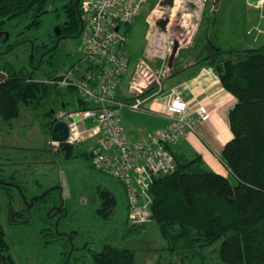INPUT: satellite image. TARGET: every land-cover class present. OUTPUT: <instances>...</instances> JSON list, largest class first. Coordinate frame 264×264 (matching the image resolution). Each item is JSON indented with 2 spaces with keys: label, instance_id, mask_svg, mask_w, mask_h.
Instances as JSON below:
<instances>
[{
  "label": "trees",
  "instance_id": "1",
  "mask_svg": "<svg viewBox=\"0 0 264 264\" xmlns=\"http://www.w3.org/2000/svg\"><path fill=\"white\" fill-rule=\"evenodd\" d=\"M56 2H60L61 7L54 11L65 15L58 29L60 34L56 33L50 44H37L40 39L33 40V55L27 67H17L10 62L0 65V130L2 121L13 125V120L21 116L22 107L34 116H41L42 108L54 96L75 92L72 87L61 89L46 80L57 81L62 77L63 59L55 47L57 40L62 36L75 37L81 32L79 11L81 15L82 11L81 4L80 10L77 8V0H0V34L4 24L17 18L26 19L25 30L39 31ZM207 11L202 13L190 62L184 64L181 61L185 59L184 52L179 51L171 75L186 71L194 64L199 68L190 77L200 69L208 68L237 99L229 112L232 138L220 154L229 175L206 168L200 154L187 157L174 151V145L170 146L177 169L154 179L151 221L129 227L125 187L119 180L94 168L89 146L84 148L83 143L61 142L57 156H63L64 162L82 159L94 177H109L113 185L105 187L99 183L95 189L99 201L97 216L111 220L116 213L121 214L123 222L120 227L128 236L149 227L157 229L166 242V250L170 251L167 264H264V42L245 50L217 49L213 46L215 17H208ZM130 30L131 26L125 28V37ZM154 90L153 87L144 95ZM53 124L54 121L44 124V130H48L50 136ZM88 141L92 143V139ZM4 181L19 185L26 195V187L16 181L14 175ZM56 189H47L31 209L20 195L22 206L20 211L17 210V216L11 219V210H15L17 202L16 188L0 185V264H20L12 254L1 220L5 218L14 226L30 223L32 212L53 214L50 210L62 203L55 195L61 189ZM61 214L67 215L66 212ZM49 221L55 226L51 219ZM48 232L49 229L41 232L47 243L57 241L61 236L53 230V234ZM64 240L61 262L69 264L71 240ZM89 256L92 264H140L134 248L111 241L105 242L101 251L89 249Z\"/></svg>",
  "mask_w": 264,
  "mask_h": 264
},
{
  "label": "rangeland",
  "instance_id": "2",
  "mask_svg": "<svg viewBox=\"0 0 264 264\" xmlns=\"http://www.w3.org/2000/svg\"><path fill=\"white\" fill-rule=\"evenodd\" d=\"M157 1H149L145 11L132 24L127 35L124 48L132 58L131 65L136 64L146 47L147 16L150 15L152 19L164 17L170 19L169 27L163 34L164 42L168 43L169 56L176 44L179 51L184 52V58L190 60L194 38L200 27L204 10H208V17L210 15L215 17L213 46L217 49L245 50L260 46L264 42V4L260 9L249 6L247 0H222L217 13L213 12L215 10L213 0L203 3L200 2L201 0H193L195 5L191 4L190 0H177L174 8L168 7L166 11L153 12ZM59 7L61 3L56 2L52 7L53 10L46 14L45 23L39 31L25 30L27 24L25 18H17L4 24L3 33L0 34V65L10 62L17 67H27L33 55L32 41L40 39L37 44L42 42L50 44L56 34L57 26L59 27L64 21L65 15L54 11ZM195 8L197 13L194 17L190 13H194ZM150 25L152 29H156L153 23ZM253 25H259L258 30L254 28L252 33L248 34V30ZM157 29H159L158 26ZM172 42H174L173 45ZM58 49L63 59L62 68L76 61L83 53L79 38L63 39ZM164 66L165 63L154 68L162 69ZM178 75H170L166 79L174 83V78ZM164 83L169 88L170 83ZM78 96L76 93L54 96L42 108V113L55 110L57 114L62 110L63 102L71 104L67 107L68 111L76 110L78 109L76 104ZM45 122L44 116H34L24 107H22L21 116L13 120V125L9 122H1L0 180L9 179L14 175L15 180L26 187L28 198L40 195L47 189L58 188L56 189L58 191L60 187L59 194L55 192V195L62 201L61 204L67 211L65 218L59 221L58 231L47 221L48 214L43 213L39 215L32 212L33 218L30 223L14 226L9 225L5 218L1 220L6 228V237L11 243L12 254L17 262L20 264H62L61 252L63 243H65L64 239L70 241V235L76 233L70 241L69 264H75L83 257L88 260V264H92L89 249L101 251L107 241L134 248L140 264H167L170 251L166 250V242L161 238L157 229L149 227L141 233L128 236L126 231H122L120 227L123 222L121 214L116 213L111 220L97 216L96 209L99 201L95 189L99 183L105 187L113 183L110 182L109 177H94L88 172L87 163L82 159L76 162H64L63 156L62 158L57 156L60 143L55 144L57 147L53 146L50 132L44 130ZM84 126L91 129L93 123L89 120ZM90 143V141L85 142L82 146L88 148ZM51 148H53L52 152ZM14 193L17 199L15 211H20L22 200L17 196V191ZM44 228H52L55 234L61 235L60 238L47 243L41 234Z\"/></svg>",
  "mask_w": 264,
  "mask_h": 264
},
{
  "label": "built area",
  "instance_id": "3",
  "mask_svg": "<svg viewBox=\"0 0 264 264\" xmlns=\"http://www.w3.org/2000/svg\"><path fill=\"white\" fill-rule=\"evenodd\" d=\"M149 1L81 0L84 24L79 40L84 57L69 71L62 73L59 80H46L61 89L72 87L87 104L83 109L62 111L57 115V120L69 126L70 134L66 142L79 145L96 138L88 148L92 154V165L97 171L124 185L129 227L151 221L154 179L177 169V162L169 147L177 144L189 131H196L197 126L211 116L205 104H192L175 89L163 90V81L171 75L168 63L162 69H156L146 61L139 62L130 86L135 101L128 104L115 98L122 75L130 64L123 33L143 14ZM162 1L158 0L153 12L166 11L170 7L162 6ZM190 2L195 5L193 0ZM195 9L191 13L194 17L197 13ZM147 17L157 30L156 22L159 19H152V15ZM156 86L158 89L153 97L165 100V115L171 123L147 138L131 142L120 109L129 106L141 110L144 93ZM85 120L93 121V128H86ZM56 143L60 142L52 141L55 147Z\"/></svg>",
  "mask_w": 264,
  "mask_h": 264
},
{
  "label": "crops",
  "instance_id": "4",
  "mask_svg": "<svg viewBox=\"0 0 264 264\" xmlns=\"http://www.w3.org/2000/svg\"><path fill=\"white\" fill-rule=\"evenodd\" d=\"M220 3H222V0H220ZM263 4L264 0L260 1L258 5H250L248 3L249 6L260 9H262ZM217 9L216 11H214L218 13L220 7ZM147 23L148 29L146 32V47L144 48L142 55L137 59L135 65H131L132 58L129 56V67L122 75L120 83L115 92V98L118 101H122L128 104H131L135 101L134 94L131 92L130 86L136 70V66L139 64V62L146 61L152 67H159L166 63V61L168 64L170 62L169 60L171 54L169 56L167 53L168 43L167 41L164 42L163 38V34L168 29V26L166 30H162L159 27V29L157 30L152 29V26L148 21V17ZM258 26L259 25H253L248 30V34H251L254 28L257 31ZM190 55L191 60L192 54L190 53ZM83 57L84 50L82 55L76 61L71 62V64L64 67L61 73H65L69 69V67L80 62ZM177 57L178 54L175 57L174 65L176 64ZM190 60L183 59L181 61L186 64L189 63ZM197 68H199V66L194 64V66L186 68V71L179 72V75L175 76L174 78V83L172 80L168 79H165L162 83L163 90L166 89L167 91H170L172 89H175L180 93L184 100L189 101L192 104H205L211 114L210 118L206 122L201 123L197 126L196 131H189L177 144L172 147V149L177 153H180L187 157H193L196 154H200L203 156L204 165L206 168L223 175H229L225 165L220 158V154L223 150L224 145L232 138L229 123V112L237 103V99L233 94L226 90V88L222 85L219 77L208 68H202L195 76L190 77V74L193 71H197ZM164 82L170 83L169 88ZM154 88L155 90L152 93H148L147 95L143 96L142 99H144L145 101L142 104L141 110H135L130 108L129 106H124L120 109V114L126 129L127 136L131 142L147 138L155 131L167 127L171 123L170 119L165 115V100L153 97L154 93L158 89L157 86ZM147 91L148 90H146V92ZM73 94H75V92ZM76 94L79 95L77 92ZM76 104L78 105V109L87 107V104L84 103V101L79 96ZM68 106H71V104L63 102L62 110H60L57 114L55 110H51L43 113L41 116H44L46 122L54 121V126L58 121L57 115L62 111H68ZM87 121L89 120L84 121V125ZM95 140L96 138L92 139V142H94ZM16 191L18 194L17 196L20 197L21 193L19 189L16 188ZM15 212L18 213V211Z\"/></svg>",
  "mask_w": 264,
  "mask_h": 264
},
{
  "label": "water",
  "instance_id": "5",
  "mask_svg": "<svg viewBox=\"0 0 264 264\" xmlns=\"http://www.w3.org/2000/svg\"><path fill=\"white\" fill-rule=\"evenodd\" d=\"M260 1H262V0H247V2L250 5H258ZM80 2H81V0H77V8H78V10H80ZM219 3H220V0H213V5L215 7V11L218 8ZM161 4H162V6H170V7L173 8L175 6V0H164V1H162ZM79 14H80V17H81V20H82V27H81V32H82L84 22H83L82 15H81V12L80 11H79ZM168 24H169V18H162V19H159L156 22V25L160 29H162V30H166ZM58 29H59V27L57 26L56 33L59 35L60 32L58 31ZM81 32H80L79 35H77L75 37H66V36L60 37L57 40V43H56L55 47H58L59 44H60V42L63 39H67V38L78 39L79 36L81 35ZM178 52H179L178 45L175 44V46H174V48L172 50L171 56H170V60H169L170 61L169 62V67L171 69L174 67V60H175V57L177 56ZM32 53H33V48H32ZM59 131L62 132L61 135L58 133ZM69 134H70L69 126L64 121H57L55 123V125L53 126L52 138H53L54 141H57V142H60V143L61 142H66L68 140V138H69ZM0 185H6V186H9V187H16V188H18L19 191H20V193H21V197H22V200H23L24 204L29 205V208L30 209L34 206V203H35L36 200H38L39 198L43 197L47 193V191H46V192L42 193L41 195L33 196L30 199H28L26 197V195L24 194L23 190L19 187V185L15 184V183H12V182L4 181V180H0ZM50 190H53V189H50ZM62 208H64L63 204H61L60 207H56L55 209H56L57 212H59L60 209L62 210ZM65 212L67 213L66 210H65ZM15 215H16V212L14 211V209H12L11 210V219H14ZM59 220L56 223V229H58ZM75 234L73 233L72 235H70V240L71 241H72L73 237L75 236ZM67 262H69V258H68Z\"/></svg>",
  "mask_w": 264,
  "mask_h": 264
},
{
  "label": "flooded vegetation",
  "instance_id": "6",
  "mask_svg": "<svg viewBox=\"0 0 264 264\" xmlns=\"http://www.w3.org/2000/svg\"><path fill=\"white\" fill-rule=\"evenodd\" d=\"M58 133H59L60 135L62 134L61 131H59ZM60 206H61V204H58V205L54 206L53 209L50 210V211H53V212H52L53 214L50 215V213H48V216H50L49 218H50V219L54 222V224H55L54 227H56V223H57V222L55 223V221H57V220H59V219L62 220L63 218H65V217H64L65 214H61L62 212L65 213L64 211H62V210H64L65 208H62V210L60 209L59 212H57L56 209H55L56 207H60ZM16 213H17V212H16ZM16 216H17V215H16ZM62 217H63V218H62ZM50 219H48L47 221H48V222L50 223V225H51V222L49 221ZM53 219H54V220H53ZM59 221H60V220H59ZM59 223H60V222H59ZM59 223H58V225H59ZM44 229H47V228H44ZM54 229H55V228H54ZM49 230H50L51 233H50V232H48V233H49V234H53V233H52V230H53V229L50 228ZM56 234H57V233H56ZM58 234H59V233H58ZM75 264H88V260H87V259L85 260L84 257H83V258L77 260Z\"/></svg>",
  "mask_w": 264,
  "mask_h": 264
}]
</instances>
